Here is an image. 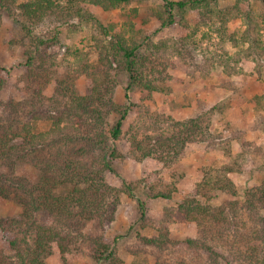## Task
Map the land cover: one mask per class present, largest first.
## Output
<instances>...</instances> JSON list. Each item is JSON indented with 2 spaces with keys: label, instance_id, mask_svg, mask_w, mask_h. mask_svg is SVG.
Returning a JSON list of instances; mask_svg holds the SVG:
<instances>
[{
  "label": "trees",
  "instance_id": "obj_1",
  "mask_svg": "<svg viewBox=\"0 0 264 264\" xmlns=\"http://www.w3.org/2000/svg\"><path fill=\"white\" fill-rule=\"evenodd\" d=\"M134 1L0 0V27L6 14L14 25L8 31L11 44L23 50L17 84L22 95L0 97V199L18 206L15 214L0 218V264H48L55 253L65 261L79 253L96 264H121L118 237H108L105 227L115 222L122 195L134 198L142 190L150 200H173L177 168L198 142L222 148L227 162L201 168L192 190L161 215L138 201L143 226L157 233L143 242L160 254L171 247L178 251L169 263L154 253L156 264H264V179L241 196L230 177L264 157L262 147L238 129L231 133L239 145L234 153L232 138L220 143L200 118L176 120L150 106L176 80L175 70L205 78L221 67L230 77L251 61L259 72L262 28L246 12L245 28L230 31L241 6L220 3L231 0H155L160 6L152 8L153 16L168 31L158 40L140 24H105L94 10L118 11ZM74 21L91 32L92 51L70 45L60 55L62 31L51 34V28ZM226 42L235 54L223 50ZM6 71L0 68V95ZM81 77L88 80L83 93L77 87ZM263 98L252 101L256 110L263 109ZM125 159L138 164L152 159L162 168L115 188L106 176L116 174L115 162ZM221 195L232 199L216 205ZM185 224L196 225L195 237L171 238L170 226Z\"/></svg>",
  "mask_w": 264,
  "mask_h": 264
},
{
  "label": "rangeland",
  "instance_id": "obj_2",
  "mask_svg": "<svg viewBox=\"0 0 264 264\" xmlns=\"http://www.w3.org/2000/svg\"><path fill=\"white\" fill-rule=\"evenodd\" d=\"M241 6L236 17L230 20V31H240L245 28L249 20L246 18V12H251L252 22L259 26L264 38V0H231L221 2L220 7L232 8L235 5ZM160 4L155 0H135L125 8L113 11L103 12L94 9L97 16L105 23L117 22L119 27L125 24H140L154 40L164 38L168 31L160 29L159 22L154 18L152 8H158ZM74 25H54L51 28V34L57 28L62 31L60 55L66 53L68 46L80 48L83 52L91 50V32L84 26L73 22ZM253 26V25H252ZM14 28L10 18L4 14L3 23L0 27V68L7 69L1 73L3 91L0 97H14L19 99L21 91L17 88L18 78L21 75L20 63L22 61V48L11 44L8 31ZM223 50L231 54L237 52L230 42L222 45ZM218 52L219 50L215 48ZM223 50L220 54H223ZM72 60V59H71ZM259 72L256 70L257 64L251 61H245L242 64L243 71L237 76H228L221 67H215L208 77L188 76L181 69L172 71L171 74L176 80L167 86V91L162 95H155L150 102L152 112H159L171 116L176 120H187L190 118H200L204 126H208L211 133L220 136L221 142H228L234 153L239 149L238 142L233 140L232 131L242 129L246 132V137L257 141L264 151V98L262 108L255 109V96H264V59L260 61ZM126 84V80L122 79ZM78 90L83 93L88 87L86 77H81L77 81ZM125 87V85H124ZM54 84L48 89L47 95L51 96ZM236 90V91H235ZM117 99H123V89H118ZM134 102L139 101V94L134 95ZM135 115H132L124 125V131H127L129 124L134 121ZM212 142V140H211ZM227 162L225 152L222 148L213 149L208 143H193L186 151V155L177 168L179 178L177 188L178 193L171 201L150 200L142 190H135L134 198H129L127 194L122 195V204L117 212L114 223L105 227V234L108 237H118L117 253L121 264H156L157 250L147 246L142 238L153 237L157 233L152 228L143 226L140 217V208L138 201L143 202L146 211L154 216L161 215L167 207H173L182 200V197L192 190L199 179V170L204 167L221 166ZM116 174H108L107 181L115 188L124 187L123 182L136 184L144 176L152 171L160 170V163L148 159L144 164H138L131 159L116 161ZM247 171L244 174L233 173L231 179L237 184L241 196L245 190L255 187L264 179V157L252 160L249 163ZM170 179L169 174L165 175ZM231 197L220 196L215 204L225 200H231ZM18 211V206L12 202L0 199V218L12 216ZM195 224L172 225L170 226L171 238L183 242L184 239L195 237ZM171 250L159 254L162 260L173 262L178 251L173 247ZM155 253V254H154ZM180 256V255H179ZM48 264H96L88 257L79 253H74L66 257V261L61 259L58 253L47 260ZM110 264V263H105Z\"/></svg>",
  "mask_w": 264,
  "mask_h": 264
}]
</instances>
